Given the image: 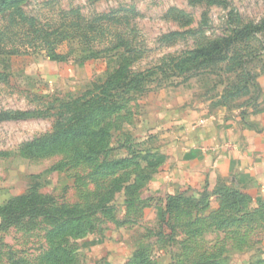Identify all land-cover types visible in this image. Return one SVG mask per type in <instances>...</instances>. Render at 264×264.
Wrapping results in <instances>:
<instances>
[{"label":"rangeland","instance_id":"rangeland-1","mask_svg":"<svg viewBox=\"0 0 264 264\" xmlns=\"http://www.w3.org/2000/svg\"><path fill=\"white\" fill-rule=\"evenodd\" d=\"M263 19L264 0H25L0 11V112L24 114L0 121V264H264V200L237 182L187 193L170 214L167 194L147 187L166 160L157 114L264 104V28L235 32ZM119 69L128 84L106 87L117 107L98 110L100 84ZM62 130L73 138L25 147ZM31 193L52 200L51 216L7 222Z\"/></svg>","mask_w":264,"mask_h":264},{"label":"crops","instance_id":"crops-1","mask_svg":"<svg viewBox=\"0 0 264 264\" xmlns=\"http://www.w3.org/2000/svg\"><path fill=\"white\" fill-rule=\"evenodd\" d=\"M256 80L262 101L264 70H258ZM258 103L256 109L244 107L241 114L227 109L207 114L200 108L157 114L166 160L151 177L148 194L163 198L233 181L264 200V104Z\"/></svg>","mask_w":264,"mask_h":264},{"label":"trees","instance_id":"trees-1","mask_svg":"<svg viewBox=\"0 0 264 264\" xmlns=\"http://www.w3.org/2000/svg\"><path fill=\"white\" fill-rule=\"evenodd\" d=\"M24 1L25 0H0V11H8V10H11L13 8H17ZM199 1H201V0H199ZM202 1H205L209 4H218V5L224 4L225 5V0H202ZM262 28H264V19L258 24L243 26L240 29H235V32L238 34V36H236V37L243 38L249 34L256 33L258 31H260ZM33 32H36V30H33ZM39 37H40V35H39ZM34 38L36 39L35 41L37 43H38V41H40L39 42L40 44H45V40H44L45 37L44 36H41L40 38H36V36H34ZM0 39H1V36H0ZM234 39L235 38H232V39L227 38V44L232 43V41ZM211 48L217 50L220 48V45L216 42V43H213L211 45ZM202 51L203 50H197L196 53L200 52V54H201ZM126 77H127L126 74L120 72V69H119L116 73L109 74L107 76V78L100 84L99 87L101 88V96H99L97 98V100L94 102L97 104L96 108L98 110L101 109V106H100L101 102H104V104H106V106L108 107L107 108L108 110H111L113 107L116 106V102L114 100H112V98L111 99L108 98V97H113V93H110L109 89L107 90L106 87L110 86V89H112L115 86L116 87H125L128 84V83L125 84L126 83L125 82ZM121 79L124 81L121 82ZM23 117H24L23 113L9 114L7 112H0V121L8 120V119H18V118H23ZM58 132L59 131H57L54 134H51L49 136L43 137L40 140H35L32 142H29L25 145V147L28 150H30L29 152H31V153L41 152L43 150H46L48 147H50V144L54 145L58 141L64 140V138L66 140H68L70 138H73V135H74V132L72 133L71 131H68V130H62L60 133H58ZM81 132H82L81 135H87V133H92V132H90V130H88L87 126H85ZM75 134L78 135L79 133H75ZM145 178H146L145 176H141V174H139L138 179L136 178V180L133 183H131L132 185H130L131 191L133 192L138 187L139 180H143ZM130 186L126 187L127 190H130ZM205 189H208V188H205ZM205 189H203V190H205ZM196 194L192 193L191 197L194 198ZM192 198H189L187 196L186 192L167 194L165 197V201H164L165 202L164 203L165 204L164 205L165 206V212L170 214L172 212L173 208H175L177 206L176 205L177 202L181 201L182 199L184 201H191ZM20 201H21V203H19V204H21V205H29L30 204L29 207L27 209H23V210L17 209L16 214L11 216V218H8L7 222L18 221L24 215L37 216V215L45 214L46 216H51V214H52L50 212V210L45 207V205H49L52 202V200L49 198L40 200L38 198V195L31 193V194H27L26 196H23ZM39 203H41V206H37V204H39ZM64 209H63L64 211L69 210L68 208H64ZM197 264H200V263H197ZM210 264H212V263H210Z\"/></svg>","mask_w":264,"mask_h":264}]
</instances>
